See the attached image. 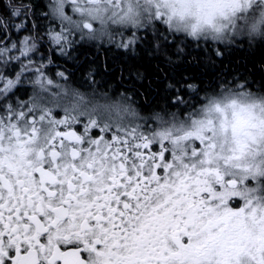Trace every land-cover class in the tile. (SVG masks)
<instances>
[{"label": "snow or ice", "instance_id": "6c2138e0", "mask_svg": "<svg viewBox=\"0 0 264 264\" xmlns=\"http://www.w3.org/2000/svg\"><path fill=\"white\" fill-rule=\"evenodd\" d=\"M0 264H264V0H2Z\"/></svg>", "mask_w": 264, "mask_h": 264}, {"label": "flooded vegetation", "instance_id": "af4514ba", "mask_svg": "<svg viewBox=\"0 0 264 264\" xmlns=\"http://www.w3.org/2000/svg\"><path fill=\"white\" fill-rule=\"evenodd\" d=\"M0 2H2V0H0ZM141 103H143V102L141 101Z\"/></svg>", "mask_w": 264, "mask_h": 264}]
</instances>
